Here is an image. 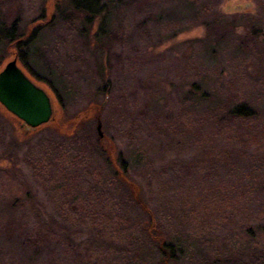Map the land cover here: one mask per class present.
<instances>
[{"label":"rangeland","instance_id":"1","mask_svg":"<svg viewBox=\"0 0 264 264\" xmlns=\"http://www.w3.org/2000/svg\"><path fill=\"white\" fill-rule=\"evenodd\" d=\"M61 1L0 0L4 25L13 10L30 34L40 26L37 67L10 47L0 52V69L14 58L12 51L26 73V63L46 69L60 103L49 84L27 74L50 95L60 136L70 134L66 122L87 113L83 108L94 98L93 80L102 69L110 88L97 102L106 101L100 111L105 143L126 161L128 177L162 231L180 238L175 264H264V0H116L112 9L108 5L107 38L87 41L81 32L87 44L72 26L46 25L44 18ZM63 1L67 8L70 0ZM192 81L222 96L203 99L192 92ZM230 97L246 102L253 115L225 121L218 109ZM92 108L87 110L96 109L94 103ZM20 127L0 106V154L15 137V166L38 207L8 205L26 193L19 177L2 173L11 160L0 157V257L12 264H172L148 259L150 247L138 246V208L95 171L80 163L72 167L83 156L78 140L57 138L65 151L53 162L69 168L42 169L41 153L31 159L27 150L56 130L37 128L23 136ZM90 179L98 182L96 189ZM69 200L77 209L67 208ZM50 218L68 228L74 250L59 227L45 232L41 223ZM26 224L27 231L47 233L37 246L26 244ZM90 240L93 245L86 244ZM12 243L18 250H11Z\"/></svg>","mask_w":264,"mask_h":264},{"label":"trees","instance_id":"2","mask_svg":"<svg viewBox=\"0 0 264 264\" xmlns=\"http://www.w3.org/2000/svg\"><path fill=\"white\" fill-rule=\"evenodd\" d=\"M68 1V0H67ZM64 1L62 0L60 3L57 4L55 7L54 13L50 16L49 19H45V23L47 26H54L56 25L57 22L60 23H65L66 26H72L74 29V32L76 33V36L79 37L81 40L85 41L83 37H81L80 33L83 32L85 35V38L87 41L91 38L97 39V42H100V39L102 38H107V33L105 31V26H107L109 17H110V9L109 6L112 7L117 4L116 0H70L67 8H62L65 6H62ZM13 10H8L6 15H8L10 18L9 23L5 24L2 23L0 20V52H7L9 53L10 50L9 48L12 47L13 50H21V58L24 60L26 57L28 60L31 62L33 67L38 65L37 57L34 58L36 55L37 48L39 45L37 44L38 37L40 35V26H38L34 32L32 31L31 34L29 32V26L26 21H20V16L17 14H14ZM205 16L203 15V18ZM246 18L250 19L253 23L259 21L258 15H247L245 16ZM55 23V24H54ZM97 23L96 30L91 33V29L94 26V24ZM210 24V23H209ZM40 25V24H38ZM89 37V38H88ZM89 40V41H90ZM86 42V41H85ZM87 44V42H86ZM216 50L214 47H211L210 54H214ZM14 53V54H13ZM13 56L15 57V52L12 51ZM27 55V56H26ZM16 59L19 58V53L18 57H15ZM23 62V61H22ZM25 69H27V73L31 75V77L38 81V82H43L46 83L47 85L49 84L52 88V91L55 94V98L58 100V102H62V100L59 98L57 95L55 86L52 84L50 79L47 77L46 74V69L41 68L38 69L36 68L35 70L30 69L28 67L27 63L25 65ZM100 69V73L97 76V79H94V88H93V94L90 95V97L94 96L92 98V101L88 103V105L83 108V111H87V113L79 115V118L76 117L75 119L73 118V121H68L66 122L67 125H71V131L70 134H58L57 133V125L58 121H56V118L51 120L49 123L42 125L40 127H37L42 130H50V129H55V134L54 136L43 139V141H39L36 143L33 148H29L27 150V154L30 157L32 156L31 159H38V155L41 153L42 156V169H45L47 167H55V170L61 169L65 167L64 165H61L59 162L55 164L53 162L54 156L56 153H61L62 150L65 151V148L63 147V142L68 141H79V148L81 149L83 156L80 157L75 166L74 162L71 164L73 165L72 167L75 169L76 167L78 168V165L80 168L86 167L87 169H90L94 172V176L96 175L98 180L101 181L103 179L106 180V184L108 185H113V187L117 190V192L120 194V196L126 198L129 203H131L135 208H138L140 212L142 213L139 221V227H140V238L138 239V246L142 244L143 246L147 247L149 246L151 249V246L153 248V255L150 254L151 251L150 249L148 250L147 255L149 256L148 259H151L153 256L159 257L160 260L163 262H168L170 261L172 264H175L180 258V253L182 249V243H180V238H171L170 235L167 232L162 231V226L160 223H156L154 218V214L151 211V209L147 208L146 201H144L143 197L139 196V189L137 184L130 178L128 177V174L126 172V161L122 158L121 154L117 153L116 156V150L112 149L109 147L108 144L105 143L106 136L102 134L101 137L97 136L95 137L93 135V124L91 123L92 120L94 119L95 125L94 129L96 130V124L97 120L102 122L100 120V111L102 108L106 106V101L104 100L103 102L97 103L101 97L107 93V90L109 91V83L105 80V77L103 75V70ZM203 85V84H202ZM200 83H196L195 81H192L190 83V87L192 89V92L203 98V99H209V97L213 96L214 93L219 95L220 97L222 96V91L219 90H210L206 86H202ZM209 89V90H208ZM106 91V92H105ZM104 97V96H103ZM232 98V99H231ZM238 97H230V101L228 104H223V109H218L221 113L222 116L226 118L225 121H243L250 116L253 115L251 109L249 106L246 104V102L243 101H238ZM98 99V100H95ZM92 103H94L96 109L93 111L90 110L92 108ZM90 108L87 110V108ZM93 109V108H92ZM71 122V123H70ZM65 124V125H66ZM63 125V126H65ZM56 127V128H54ZM35 128V129H37ZM102 128V124H101ZM0 136L4 135L2 132V128H0ZM35 129L28 130L26 127H20L19 130H22L24 132L23 136H28L32 131ZM102 131V130H101ZM60 138L63 140V142L57 138ZM63 137V138H62ZM67 139V140H65ZM175 144H178L177 142ZM54 146L51 149V146ZM17 140L14 137L10 143H7L5 145L4 150L0 154V157H4L7 160H11V164L8 168L3 169L2 173H5L6 177L11 178H18L20 179V174H19V168L16 167V159H17ZM13 148V149H12ZM64 148V149H63ZM45 157V159H44ZM73 161V160H71ZM76 161V159H75ZM46 162V163H44ZM40 163V162H38ZM68 168L69 166L65 164ZM82 165V166H81ZM36 166V165H35ZM67 167H65L67 169ZM99 169H103V173L100 171L98 172ZM57 171L53 174L56 175ZM75 173V171H74ZM22 182V183H21ZM21 185L24 186L25 184L23 181L20 179L18 182ZM90 189L93 190V188H97L98 182H96V179H90ZM23 191H25L26 194L23 195V198L16 197L10 203L8 204L10 207H16L21 204L23 201L26 204H29L31 209H36L35 207H38L37 200L34 195H32L29 192V189L26 187ZM25 197V199H24ZM79 197V196H75ZM18 204V205H17ZM33 205V206H32ZM67 208L70 211H73L77 209V202L75 200H69L66 202ZM86 206L85 204L82 205ZM1 211V209H0ZM3 212V211H1ZM36 224V223H35ZM43 224L46 229L45 232H50V227H59L55 229H60L62 231H65L66 233L64 236L66 237V240H68V243L73 246L74 250V245L71 243V239L69 237V234L67 233L68 228L65 226L60 227L56 221L53 219H49L46 222L41 223ZM28 224L24 225V240L27 245H38L36 241L42 242V239H45L43 237L46 236L47 233L35 230V232L30 231L28 229L27 231V226ZM27 226V227H26ZM52 232V231H51ZM4 243V242H3ZM86 244H94L92 240L88 241ZM13 243L11 244V250H18L16 248V245ZM35 248V246H34ZM146 249V248H145ZM144 249V250H145ZM17 253V251H15ZM19 253V252H18ZM144 254V253H143ZM3 254H0V256ZM257 257V256H256ZM255 257V258H256ZM224 260H227L228 257H224ZM1 259V264H12L8 262L6 256L0 257ZM28 261V257L26 258ZM264 262V260H263ZM151 264V260L150 263ZM246 264V263H245ZM247 264H252L251 262H247Z\"/></svg>","mask_w":264,"mask_h":264},{"label":"water","instance_id":"3","mask_svg":"<svg viewBox=\"0 0 264 264\" xmlns=\"http://www.w3.org/2000/svg\"><path fill=\"white\" fill-rule=\"evenodd\" d=\"M0 106L28 130L45 125L54 118L50 95L19 66L15 57L0 69ZM96 131L101 137L99 120Z\"/></svg>","mask_w":264,"mask_h":264}]
</instances>
